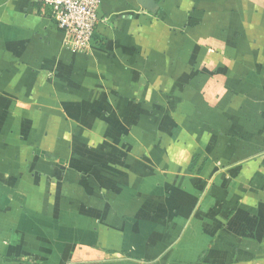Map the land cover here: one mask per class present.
I'll list each match as a JSON object with an SVG mask.
<instances>
[{"label":"crops","instance_id":"obj_1","mask_svg":"<svg viewBox=\"0 0 264 264\" xmlns=\"http://www.w3.org/2000/svg\"><path fill=\"white\" fill-rule=\"evenodd\" d=\"M97 17L0 0V264H264V0Z\"/></svg>","mask_w":264,"mask_h":264},{"label":"built area","instance_id":"obj_2","mask_svg":"<svg viewBox=\"0 0 264 264\" xmlns=\"http://www.w3.org/2000/svg\"><path fill=\"white\" fill-rule=\"evenodd\" d=\"M52 10V18L63 33L64 47L73 53L88 54L97 25L99 0H38Z\"/></svg>","mask_w":264,"mask_h":264}]
</instances>
